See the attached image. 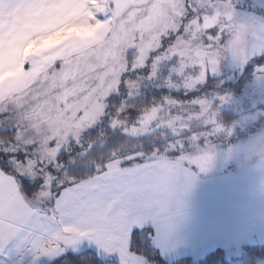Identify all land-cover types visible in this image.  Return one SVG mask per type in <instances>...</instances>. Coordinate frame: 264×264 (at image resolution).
I'll list each match as a JSON object with an SVG mask.
<instances>
[{"label": "snow or ice", "instance_id": "obj_1", "mask_svg": "<svg viewBox=\"0 0 264 264\" xmlns=\"http://www.w3.org/2000/svg\"><path fill=\"white\" fill-rule=\"evenodd\" d=\"M250 53L264 17L235 0H0L4 264H144L146 225L171 226L225 130L209 74Z\"/></svg>", "mask_w": 264, "mask_h": 264}, {"label": "crops", "instance_id": "obj_2", "mask_svg": "<svg viewBox=\"0 0 264 264\" xmlns=\"http://www.w3.org/2000/svg\"><path fill=\"white\" fill-rule=\"evenodd\" d=\"M248 2L264 7V0ZM250 56L252 58L251 53ZM255 57L254 72L242 85L244 88L249 82L246 88L252 102L249 111L264 106V78L255 71L256 63H264V56L256 53ZM230 156L232 158L226 159V155L219 158L223 162L216 171L200 172L193 168L196 179L178 209L175 205L171 208L174 220L169 228L161 233L151 222L146 225L149 244L158 247L165 260L202 256L220 247L232 250V246L244 242L264 240V171L256 170L236 151ZM26 251H12L9 264H17V259L27 257ZM118 255L108 253L105 258L114 257L121 264ZM141 257L144 264H150L146 257ZM4 260L0 257V264H4Z\"/></svg>", "mask_w": 264, "mask_h": 264}, {"label": "rangeland", "instance_id": "obj_3", "mask_svg": "<svg viewBox=\"0 0 264 264\" xmlns=\"http://www.w3.org/2000/svg\"><path fill=\"white\" fill-rule=\"evenodd\" d=\"M235 8L237 12V19L240 21H243L252 15L264 17V7L256 4L252 5L250 2H248V0H235ZM254 62L255 61L251 58V56H249V60L246 64H242L234 60L231 55H226L220 61L219 70L214 74H209L210 86L203 94L213 97V108L217 110L218 120L224 125L225 130L213 137V143L216 146L215 158L211 167L205 172L216 171L218 168H220L217 166L223 162V160L219 158H221L223 155H226V159L232 158V156H230L232 151H236L239 157L243 156L241 149L254 142L259 136L264 135V106L262 109L259 108L255 109L254 111H249L252 107L251 97L248 96L249 90L246 89L249 82L244 88L232 90V85H237V83H240L239 80L235 81V77H238V79L242 78L241 80L244 82L243 77H246L245 74L248 71L249 66L255 64ZM257 65L258 63L255 65V71L257 69ZM250 69L254 72L253 68L250 67ZM223 75H226V77ZM220 77L224 78L217 79ZM173 78H175V74H173ZM260 84L261 83L258 84L256 89H260ZM220 96H227L228 99L225 102H221L219 99ZM148 232L149 231L142 233L140 237V243L138 245V251L142 253V251L145 250L153 256L164 258L158 247H153L151 244L149 245L150 235ZM262 241L263 240L259 239L256 240V242ZM247 243L248 242H244L238 246H232V250H229V247L228 249L220 247L229 251H227L228 253H223V257L230 258L231 256L239 255L243 250V245ZM25 254L28 256H22L17 259V264L52 263L48 257H40L39 259H35L31 252L26 251ZM140 255L143 256V254ZM143 257L145 258V256ZM188 257L190 261L186 260L185 262H179L177 264L193 263L198 259L199 256ZM223 257L220 256V258ZM118 259L121 261L120 255H118ZM146 259L149 261L148 258ZM108 261L109 264H118V260H116L114 257L108 258ZM168 261L172 262L173 260ZM172 263L174 264V262ZM150 264L157 263L150 262Z\"/></svg>", "mask_w": 264, "mask_h": 264}, {"label": "trees", "instance_id": "obj_4", "mask_svg": "<svg viewBox=\"0 0 264 264\" xmlns=\"http://www.w3.org/2000/svg\"><path fill=\"white\" fill-rule=\"evenodd\" d=\"M250 67L253 68V66H249L248 71L245 74L246 77H243L244 82L248 80L253 74V71L250 69ZM223 76L226 77V75ZM224 77H220L217 79H222ZM241 79L242 78L238 79V77H235V81L239 80L240 83H237V85H232V90H239V88H243L242 85L244 82H242ZM139 253L143 254V256L148 258L150 262H155L157 264H173L172 262H174V264H177L179 262H185L186 260H189L188 256L187 257L184 256L174 259L172 262H170L159 256H153L145 250L142 251V253L141 252ZM223 253H225L224 249L216 248L206 252L202 256H199L195 262L190 264H264V240L262 242H249L247 244H244L241 253L236 256H231L230 258L223 257L224 256ZM220 256H222L223 258H220ZM104 259L106 264H109L108 259L107 258Z\"/></svg>", "mask_w": 264, "mask_h": 264}, {"label": "clouds", "instance_id": "obj_5", "mask_svg": "<svg viewBox=\"0 0 264 264\" xmlns=\"http://www.w3.org/2000/svg\"><path fill=\"white\" fill-rule=\"evenodd\" d=\"M241 152L245 161L251 163L258 171H264V135L243 147Z\"/></svg>", "mask_w": 264, "mask_h": 264}]
</instances>
